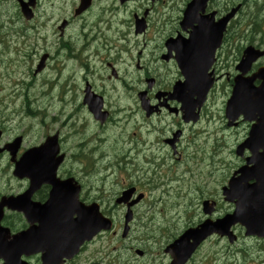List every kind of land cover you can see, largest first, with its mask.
I'll list each match as a JSON object with an SVG mask.
<instances>
[{
	"label": "flooded vegetation",
	"instance_id": "flooded-vegetation-1",
	"mask_svg": "<svg viewBox=\"0 0 264 264\" xmlns=\"http://www.w3.org/2000/svg\"><path fill=\"white\" fill-rule=\"evenodd\" d=\"M22 2L29 4L30 20L22 14ZM10 4L14 13L7 20L15 33L16 23L21 26L16 35L25 41L20 46L29 47L27 42L36 40L26 55L44 57L43 72L52 66L59 69L54 85H82L81 104H76L65 125L85 108L102 130L86 131L73 155L66 148L64 131H55L66 154L57 175L74 180L81 203L73 216L77 230L67 231L66 211L60 209L65 204L52 201L48 209H35L51 197L52 186L42 184L30 195L28 217L9 206L0 207V226L8 229L0 232V264H179L167 251L174 239L162 241L163 227L157 222L154 203L159 201L162 210L164 198H173L176 207L188 201L177 237L205 219L215 221L234 209L231 203L227 208L225 189L252 155L250 147L242 154L237 150L264 116L230 119L225 109L242 75L243 59L250 51H264V36H260L264 17L258 9H264V0L261 4L260 0H72L71 13L67 0H0V7ZM80 7L83 10L77 13ZM71 27H75L73 33ZM8 38L12 40L8 33L0 34L2 44ZM184 57L188 58L187 74L182 68ZM260 68H264V55L244 77ZM194 70L205 74V82L195 79ZM207 75L213 78V87L200 107L195 95L188 93L187 106L172 96L178 86L208 85ZM261 82L257 77L253 85ZM105 85L120 89L125 101L118 105L126 102V106H111ZM220 86L227 97L224 113L215 121L207 109ZM88 94L101 96L106 112L103 122L84 103ZM87 125L88 121L76 128L75 136ZM260 126L264 128V123ZM227 131L240 136L231 151L238 161L225 180L226 175L219 174L226 166ZM53 133L44 132L43 141ZM7 170L10 176L1 175L0 181L10 188L0 192V202L4 195L17 196L30 186V180L12 175L11 162ZM206 201L209 206L204 212ZM98 209L112 221V228L83 240L84 230L95 228ZM198 213L201 216L195 220ZM27 230L19 244L12 243L13 236ZM233 231L236 242L214 234L184 264H264V237L247 236L240 225Z\"/></svg>",
	"mask_w": 264,
	"mask_h": 264
},
{
	"label": "rangeland",
	"instance_id": "rangeland-1",
	"mask_svg": "<svg viewBox=\"0 0 264 264\" xmlns=\"http://www.w3.org/2000/svg\"><path fill=\"white\" fill-rule=\"evenodd\" d=\"M261 3L262 0H260V4ZM71 6L72 0H67L68 13H71ZM258 9L261 16L264 17V9ZM13 13V6L1 7L0 21L4 20L6 22L7 16L10 17ZM23 21V19L20 20V22ZM18 25L19 24H17V26ZM74 28L75 27L70 28L71 33H73ZM2 33H8L12 38V40H10L12 41L10 46L4 48L0 44V126H3L6 130L2 139L3 144L11 141L17 135H23L22 152L32 145L40 144L44 139V132L62 130L68 139L66 148L73 155L75 151L79 150L78 142L80 139L84 140L83 135L86 131L92 132V130H102L91 120L85 108H82V110L74 116L72 122H68L65 125L66 118L74 111L76 104H81L79 93L82 85H65V82L61 85H54L52 80L59 77L60 72L57 67L53 68V66L42 73L34 74V69L40 61V56L37 53L31 52L26 55V49H30L36 40L31 38L29 42H27L29 47L20 46L25 40L20 37L18 38L16 33L11 31L9 26L8 28L0 27V34ZM261 35L264 36V29L260 36ZM59 80L65 81L64 78H60ZM105 86L108 89L107 96L111 106L116 103V107H114L116 109L126 106V102H122L118 105L119 102L125 101L124 95L120 89H116L114 85ZM226 97L227 93L225 87L220 86L219 89L216 90L213 100L210 102L207 109L213 120H218L224 113ZM132 102H134V100ZM27 108L32 109L29 115L26 112ZM61 111H63V113ZM32 112L37 114L32 115ZM213 120L211 125L213 124ZM87 121L88 125L83 127V133L79 136H75L74 131L76 128H80V126ZM227 134L226 166L220 168L223 169V173L219 174L220 176L226 175L225 180L229 179L234 169L233 167L235 166L234 163L238 161L237 157L232 154L231 151L235 147V141H237V138L240 136V134L231 133V131H227ZM71 161H74V159ZM205 163L206 166L204 171L208 172V160H205ZM9 164V156L0 154V176H10V171L7 170ZM194 170H196L195 173L198 172L197 168ZM101 174L102 172L100 171V175ZM160 178L167 180L166 176H160ZM14 184L15 186L19 185L15 182ZM9 188V185H5L4 182L0 181V192H5L4 190ZM176 203L177 202L174 201L173 198H164L162 201L163 211L160 210L161 203L159 201L154 203L155 208L158 209L156 213L157 222L161 223L163 227V242H167L171 237L173 240L184 224L185 208L183 205L188 204V201L179 202L181 205H177V207ZM197 204L199 203L196 202V205ZM227 208H229V205H227ZM196 209H198V205ZM200 216L201 214L198 213L194 215V219L197 220ZM178 219L182 220L177 222ZM243 241L252 242L254 240L244 239Z\"/></svg>",
	"mask_w": 264,
	"mask_h": 264
},
{
	"label": "water",
	"instance_id": "water-1",
	"mask_svg": "<svg viewBox=\"0 0 264 264\" xmlns=\"http://www.w3.org/2000/svg\"><path fill=\"white\" fill-rule=\"evenodd\" d=\"M264 52L261 51H250L246 57L243 59V68L242 75H240L236 79V85L233 91V96L229 100L226 114L229 118L235 119L239 115L244 114L248 118H252L255 114H260L264 116V81L262 85L259 87H255L253 85V81L255 78L259 77L264 80V68H260L257 73H255L252 77L244 78L243 75L247 72V70L251 67L252 63L256 61L260 56H262ZM184 62L182 63V68L185 74L188 71L187 65V57L182 58ZM43 67V61L39 66V70ZM193 75L196 80L201 79L202 82H205L204 76L205 74L194 70ZM208 76V75H207ZM209 78V76H208ZM193 85L190 88H187V85H182V87H176L174 92L172 93L173 97L181 98L183 100L184 106H187L186 100L188 98V93L197 96L196 105L201 106L205 101L206 95L209 91V88L212 84V79L209 78L207 81L208 85ZM90 98V95L85 99L87 101ZM90 108L95 113L96 118L104 120L105 116L102 117V113L100 112V108L102 102H90ZM188 114L189 111L186 110ZM105 115V114H104ZM259 125L252 128L250 131L249 138L245 141L244 144L241 145L238 152L241 153L244 147H250L253 150V156L250 158L249 162L255 163L252 168L245 167L241 169L243 179L245 176L248 179L255 178L257 179V183L253 185L246 184L244 180L239 183H235L234 180L230 182L231 188L235 187L239 191V203H241V211L242 214L236 213L232 216L226 218L227 230L226 233L231 236V232L229 231V227L235 223L236 221H241L248 227V234H261L264 231V222L261 221L259 217L260 213L264 216V128L260 126L261 123H264V119L259 121ZM1 136V133H0ZM20 138H18L14 143L6 145L4 149H0V152L7 149L10 151L12 155V160L16 162V168L14 174L20 178L30 177L36 183L40 180H44L42 177L50 175L55 176L56 169L60 162L63 160V156L57 157L59 153V146L57 143V135L48 138L47 141L40 147L33 148L27 152L18 160H15L16 153L20 147ZM255 147V149H253ZM260 149H263V152H259ZM55 190L53 192L52 199H56L65 203L66 200L62 201V197L59 198L60 188L59 184L55 183ZM32 188V187H31ZM31 190H28L24 195H20L16 198L7 197L3 198V203L9 204V206L13 208H18V210L28 211V199ZM232 198V197H229ZM67 202H72V200H67ZM99 229L103 226L101 224V217L98 216ZM211 221H206L196 229H191L187 231L180 239L176 240V242L169 247L168 250L173 249L181 250L184 252L190 249V245L188 243L190 237H194L195 242L192 244L190 249V253L193 249V246L207 237L209 234L213 232V230H217V227H212ZM76 226L75 223L67 222L68 231ZM214 228V229H213ZM233 240V237H231ZM16 244H19L20 241L16 240ZM186 260V258L184 259Z\"/></svg>",
	"mask_w": 264,
	"mask_h": 264
},
{
	"label": "bare ground",
	"instance_id": "bare-ground-1",
	"mask_svg": "<svg viewBox=\"0 0 264 264\" xmlns=\"http://www.w3.org/2000/svg\"><path fill=\"white\" fill-rule=\"evenodd\" d=\"M163 184V183H162Z\"/></svg>",
	"mask_w": 264,
	"mask_h": 264
}]
</instances>
